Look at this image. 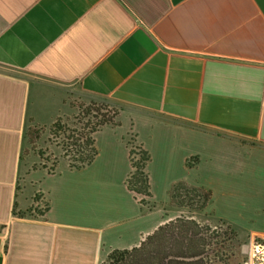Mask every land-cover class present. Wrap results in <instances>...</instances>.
I'll return each instance as SVG.
<instances>
[{"label":"crops","instance_id":"crops-1","mask_svg":"<svg viewBox=\"0 0 264 264\" xmlns=\"http://www.w3.org/2000/svg\"><path fill=\"white\" fill-rule=\"evenodd\" d=\"M76 94L119 110L93 162L21 165L25 130L72 114ZM131 135L154 201L203 186L215 221L264 242V0H0V264H102L181 213L143 212ZM38 190L48 210L14 215Z\"/></svg>","mask_w":264,"mask_h":264},{"label":"trees","instance_id":"trees-1","mask_svg":"<svg viewBox=\"0 0 264 264\" xmlns=\"http://www.w3.org/2000/svg\"><path fill=\"white\" fill-rule=\"evenodd\" d=\"M114 115L113 119H103L88 127L85 135L81 134L77 139L68 136V139L72 140L66 145L70 168L82 169L93 162L98 153L94 134L105 125H119L117 108ZM36 128L38 127L25 130L23 149L27 144L34 143L32 131ZM127 144L132 166L127 177V186L135 197L140 196L138 199L143 212L152 211L161 205L164 208L172 207L181 213L160 225L139 245L129 249L111 250L102 264H231L237 261L236 243L240 236L239 230L223 219H218L216 223L208 220L214 218L213 213L206 210L212 201L211 190L186 181H177L170 188L168 203L160 204L154 201L148 171L151 156L134 136L127 138ZM25 159V153L21 154V165H25ZM20 179L19 190L23 187L20 186ZM41 197L40 190L36 191L34 202L37 203ZM44 203L42 207L34 205L24 212H17L15 204L13 214L20 217L43 215L49 208V204L46 201ZM242 250L243 248L239 250L240 255L248 260V253ZM253 264H264V256L256 251Z\"/></svg>","mask_w":264,"mask_h":264},{"label":"rangeland","instance_id":"rangeland-1","mask_svg":"<svg viewBox=\"0 0 264 264\" xmlns=\"http://www.w3.org/2000/svg\"><path fill=\"white\" fill-rule=\"evenodd\" d=\"M71 102L75 109L72 114L61 118L52 126L33 129L32 138L34 143L27 144L24 150L28 169L33 167H46L50 170L57 168L59 163L68 160L66 156V145L69 141L72 142V140L68 139V136H74V139H77L78 136L88 131V127L95 125L103 119H113L115 116V107L109 104L107 106L105 102H91L81 94H76ZM24 183L25 178L22 176L20 179V186ZM139 197L140 196H137V198ZM202 218H206V216H202ZM202 220L204 221V219ZM208 220L214 223L217 222L213 218ZM244 244L249 245V251L247 252L248 260L240 255L239 252ZM236 245L238 255L237 261L231 264H253V256L256 251L264 256V244L246 234H240Z\"/></svg>","mask_w":264,"mask_h":264},{"label":"built area","instance_id":"built-area-1","mask_svg":"<svg viewBox=\"0 0 264 264\" xmlns=\"http://www.w3.org/2000/svg\"><path fill=\"white\" fill-rule=\"evenodd\" d=\"M40 194H41V200H39L37 203H35V206H40V207H42L45 203V199H44V197H43V194H42V192L40 191Z\"/></svg>","mask_w":264,"mask_h":264},{"label":"water","instance_id":"water-1","mask_svg":"<svg viewBox=\"0 0 264 264\" xmlns=\"http://www.w3.org/2000/svg\"><path fill=\"white\" fill-rule=\"evenodd\" d=\"M243 251L246 253L249 251V245L248 244L243 245Z\"/></svg>","mask_w":264,"mask_h":264}]
</instances>
